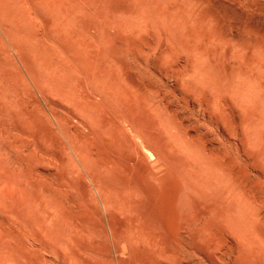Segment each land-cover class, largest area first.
<instances>
[{"label":"rangeland","instance_id":"obj_1","mask_svg":"<svg viewBox=\"0 0 264 264\" xmlns=\"http://www.w3.org/2000/svg\"><path fill=\"white\" fill-rule=\"evenodd\" d=\"M173 191L161 261L264 264V0H0V264H156Z\"/></svg>","mask_w":264,"mask_h":264},{"label":"bare ground","instance_id":"obj_2","mask_svg":"<svg viewBox=\"0 0 264 264\" xmlns=\"http://www.w3.org/2000/svg\"><path fill=\"white\" fill-rule=\"evenodd\" d=\"M87 78H88V76H87ZM90 80H91V78H90ZM93 82L91 83V85L89 83H87V81H85V83L83 84V92H84L83 96H84V98L87 99L88 102L94 104L97 107L98 111L106 119V121L109 120L111 123H113L114 128H116L117 130H119L120 132L125 134L124 136L126 137L127 140H129L135 156L142 159V156H141L139 150H141V148H142L145 151L146 150L148 151V148H147L148 146L146 145L147 140L145 139L144 135L142 133L136 131L133 128V126L131 125V123L125 118V116L118 113V111L115 109V107H113V105L108 101V99H106L103 96V89L101 88L100 84L95 80V83H94L95 85L92 86ZM76 116H77V114H76ZM78 116H79V114H78ZM74 118H75V116H74ZM82 118L83 117H81V119H79V120H81L80 125L82 128L84 127L83 128L84 130L85 129L87 130L88 134H93V135L96 134L101 140H106L107 137L105 136V133H103L104 132L103 129H102L103 132L100 129L99 130L95 129L92 126V124L89 122L88 119H85V118L82 119ZM66 119H68V118H66ZM72 120H73V117H72ZM66 122H67V120H66ZM84 132H86V131H84ZM130 135H132L133 137H131ZM134 140H136L138 143L136 144L134 142ZM137 145H140L141 148H140V146L137 147ZM150 156L154 157V154L151 153ZM157 161H159V160H157ZM150 174H152V177L156 181H158L159 184H163V183L165 184L167 179H168L167 174L161 173V168H160L159 162H158L157 168L156 169L154 168V170L152 169L150 171ZM159 195H160L159 191L157 189H155L154 193H153V197L156 198ZM177 203H178V196H177V193L173 191L170 194V201L168 202V205L166 206L164 213L160 217V222H161L160 226H154V225L150 224L147 220H145L143 218V216L141 215L140 212L135 211L136 213L133 214L134 219L132 218V220H131V221H133L132 222L133 225L132 224L131 225H132L133 229L137 230L134 234L136 242H137L138 246L145 252L143 255H145L147 258H148V255H151V257H153L156 264H163V263L169 264V261H167V262L161 261L162 258L164 257V256H161L163 254L162 251L155 250V248L157 246H159V244L161 242H165L164 239L159 238V236H161L163 229L169 230L170 233L173 235V237L175 236V237L179 238L180 225L177 222V219H178ZM129 223H131V222H129ZM23 237H24V239L28 237V234L25 233L24 231H23ZM164 252H165V250H164ZM164 255H166V254H164ZM160 256H161V259H160ZM165 257H167V255Z\"/></svg>","mask_w":264,"mask_h":264}]
</instances>
